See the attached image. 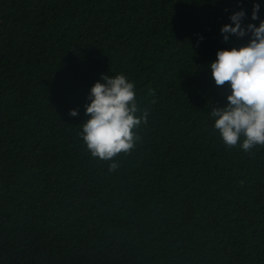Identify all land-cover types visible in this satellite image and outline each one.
<instances>
[{
  "label": "trees",
  "instance_id": "trees-1",
  "mask_svg": "<svg viewBox=\"0 0 264 264\" xmlns=\"http://www.w3.org/2000/svg\"><path fill=\"white\" fill-rule=\"evenodd\" d=\"M241 9L264 20V0H0V264H264V148H226L210 114ZM120 72L149 115L109 173L80 132Z\"/></svg>",
  "mask_w": 264,
  "mask_h": 264
},
{
  "label": "clouds",
  "instance_id": "clouds-1",
  "mask_svg": "<svg viewBox=\"0 0 264 264\" xmlns=\"http://www.w3.org/2000/svg\"><path fill=\"white\" fill-rule=\"evenodd\" d=\"M260 4L254 3L251 19H259ZM246 12L241 9L230 15L231 23L221 28L224 41L230 36L249 37L239 48L218 50L210 69L215 84L227 85V105L211 111L214 131L226 148L239 147L247 154L264 148V20L259 26L243 24ZM203 39V37H201ZM154 95V90H149ZM86 115L80 136L91 157L110 162L109 173L119 170L116 157L130 155L140 139L136 129L147 124L149 110L137 116V87L134 81L120 72L115 76L101 75L90 90ZM77 116V110L70 111Z\"/></svg>",
  "mask_w": 264,
  "mask_h": 264
}]
</instances>
